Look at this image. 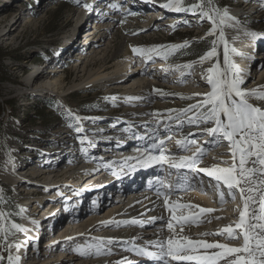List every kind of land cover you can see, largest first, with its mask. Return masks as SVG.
<instances>
[{"label":"rangeland","instance_id":"374dc122","mask_svg":"<svg viewBox=\"0 0 264 264\" xmlns=\"http://www.w3.org/2000/svg\"><path fill=\"white\" fill-rule=\"evenodd\" d=\"M50 1L0 0V61L2 62L0 78L1 76L5 78V80L0 82V190H2L0 191V212L6 214L0 219V224L4 227V231H0V258H2L0 259V264H9V255L18 257L16 254L20 246L19 242H17L20 239L19 232L27 231L31 234L30 230L34 225L31 222L32 219L41 223L44 220L42 218H45L42 216L45 212L55 210L58 206L61 207L59 197L65 198V196L59 195L56 191L60 193L67 192L68 187L74 189L75 186L66 183H80L81 177H83L85 172L79 173L80 170H74L73 167H65L67 163H71L69 160L73 159V156L76 155L75 161L77 162L89 159L88 157L91 159L103 158L101 156L105 154V146L101 145L100 142L111 145L124 144L127 136L129 139L135 138L136 131H139L145 124H149L146 122L150 121H153L156 127H162L159 125L161 120L165 121V126H167L165 128L182 130V126L172 125L174 121L177 122L178 120L171 117V106L200 103L204 99L203 94L211 90V86L206 82V69L214 63L219 64L222 69L224 68L223 44L219 42L217 43V55L215 57L205 61L203 64L197 62L200 56L211 49L212 41L217 39L221 31V28H217L214 35H206L212 28V24L206 17L202 18L199 15V11L195 14L190 11L177 12L162 8L159 6L160 4L152 3L150 0L139 2L136 0H80L79 6H77L76 0H53L52 3H48ZM166 1L163 0L162 3ZM199 2L200 0H182V5L187 8L193 3ZM84 4L90 5L92 10L98 13L100 19L103 17L105 19L104 23L114 15L118 14L121 16L119 24L115 27L116 29L108 36L110 42L109 53L104 56V59H100L98 64H94L106 63L105 67L109 72L114 69L117 61L110 57L111 53L117 48L123 35L136 38L134 45L145 49L153 46L179 45L185 41L188 42L187 47L174 50L163 47L149 54L152 59L145 63L144 68L148 71L150 70L151 74L155 72L153 70L156 68L154 63L157 61L182 63V69H179V79L170 80L171 76L174 77V75H170L172 72L163 74L162 83H157L152 87L150 92L153 94L154 101L150 106H144V103L149 102L148 98L138 99L127 104L129 96L124 95V91L129 84L127 85L126 79V81L122 80L116 85H110L108 87L109 90L107 88L102 89L97 85L83 89L70 88L73 83H78L84 78L83 73L79 70L77 61L80 56L88 57L89 55V40L83 34L85 30L89 31L91 29L92 24L87 23L88 21H85V19L89 18V14L91 16L93 14L92 20L97 16L94 15V11H91L88 15H81L85 9ZM111 4H116L117 7L112 8L110 7ZM131 6H133L132 9L130 8ZM214 6L220 9L227 7L229 14L234 16L236 21H239L238 24L235 21H229L228 24L222 26L229 46L243 53H247L249 49H254L243 34L247 31H255L264 36V0H214ZM235 9H237V12L231 13V10ZM149 11L153 13L156 11L159 17V21L153 24L151 30H148L145 26L148 17L146 13ZM129 12L134 14H128ZM238 13L240 16H237ZM80 15L82 21L75 23ZM91 16L90 18H92ZM81 22L83 26L87 23L84 31L82 30L83 26H80ZM75 26H79V30L73 33ZM103 27H106V25L100 28L104 29ZM102 31L104 32L105 30ZM133 33L137 34L133 35ZM70 35H72L73 39H70ZM74 41H76L79 49L75 48L77 49L74 51L75 54L72 52L74 55L66 56L68 61L58 66L57 64L61 63L65 58H58V56L63 55L62 45L65 42L68 44L75 43ZM101 42L103 43L100 46L103 48L107 39ZM261 45L264 44H260V47ZM105 57L107 58L106 60ZM261 57H264L262 53H260L259 60L256 59V62H252V66L249 65L250 69L254 65L264 66V60L262 59V61ZM244 58L245 56L231 57L238 67H241L239 66V61H245ZM190 62H195L197 65L192 66L191 69L183 67V65L191 64ZM49 63L50 67L47 70L44 69ZM244 67H247V65L245 64ZM50 68L54 69V71L48 74L47 72H50ZM42 72L47 74L43 76ZM131 72L132 68L128 67L126 69V78L130 79L132 76ZM157 74L159 73L155 72L153 75ZM254 79L248 80L243 88L252 89L254 83L257 84L258 77L256 76ZM167 81L170 85H178V88H171L167 85ZM40 86L42 88H39ZM60 87L62 89L59 90ZM63 90L66 91L64 96L61 97L56 94V92L62 93ZM182 97L190 98L184 99ZM250 102L256 106L264 107V101L250 98ZM130 107L134 110H130ZM140 107H147V110L143 111L139 109ZM149 107L152 108L149 110ZM187 114L195 121V123H190L192 125L183 128L189 134L187 137H191V134H206L207 132L203 131V129L214 126L212 123L205 124L203 120L199 119V111L197 110L185 112L184 115ZM146 118H149V120ZM221 118L223 119V117ZM126 123L130 126H127ZM77 127L81 128L82 131L77 132ZM182 134L184 133L182 132ZM81 140H83V143H81ZM225 142L221 141L219 145L209 144L205 149L207 151L212 150V153L215 154V147L228 146V143L225 144ZM90 143L95 145L94 148H96L95 151L93 150L92 155L89 153V149H91L89 148ZM168 144V142L164 141L162 148L165 149ZM91 147L93 148V146ZM125 148L127 147L125 146ZM6 149L16 159V161L14 159L12 164L13 170L11 169L10 156ZM86 149H88L87 154L83 155ZM71 150L72 156H68V152ZM181 152L185 153L183 149ZM173 155H176V150ZM169 156L172 155L170 154ZM205 157L210 161L214 160L213 162L216 160L215 157L208 153L205 154ZM144 158L146 156L142 157L141 160ZM32 168L41 170L44 176L42 179H35L34 181L30 180L31 178L28 176L25 177L27 179L24 178V180L28 184V188L25 190L20 187L25 185V183H19L18 177L23 179L19 172L22 170L28 171ZM70 168L72 169L69 170ZM50 169L54 171L52 174L45 172ZM12 171H14V174ZM63 172L68 174L61 176ZM55 174L60 175V177L51 181ZM87 174L89 173H86V176ZM109 174L110 171L103 175L102 179H105ZM95 175L97 173L93 177H86L85 181L88 183L87 180L95 179ZM98 178L101 179L99 176L96 179ZM82 183L84 185V180ZM49 185H52L50 190L56 189L54 190L56 200H53V205L52 200H49L51 198L48 193L50 192ZM55 186L58 187V190ZM239 199L240 197L236 193L232 204H230V201V203L226 202L215 208L219 212L225 213L229 220H235L239 216L238 207H241L238 203ZM57 203L59 204L55 206ZM85 203L87 201L83 200L80 205L68 212H61L60 207H58V211L55 210L52 213L50 221H44L47 224L54 223L56 227H54L53 232L48 234V226H43V233L41 232V236L36 241L40 250L38 254L42 252L44 254H41L43 256L39 257V261L45 258V260H48L46 264H54L56 261H71L69 257L77 255L84 257L79 254V251H74V249L82 248L79 243L86 235L75 233L72 234L73 236H61L65 226L63 224L60 226L59 220L71 212H79L78 208H82ZM34 206H37L41 212L35 211L33 209ZM220 207L223 210H220ZM36 212L37 214H35ZM15 214H17V217L14 216ZM13 224L18 225L23 230L18 231L12 227ZM74 235H79L80 237L75 238L76 236ZM54 240L55 242H53ZM237 241L239 242L240 239H237ZM31 257L29 250L26 258L31 260L33 259ZM25 261L26 259L19 258L17 264H25ZM187 264H192V262Z\"/></svg>","mask_w":264,"mask_h":264},{"label":"bare ground","instance_id":"6f19581e","mask_svg":"<svg viewBox=\"0 0 264 264\" xmlns=\"http://www.w3.org/2000/svg\"><path fill=\"white\" fill-rule=\"evenodd\" d=\"M136 1L139 2L142 0H136ZM150 1L152 3L154 2V3L161 4L163 0H150ZM52 2H53V0H51L48 3H52ZM133 6H131L130 8L132 9ZM141 8H143V7H141ZM87 10H89V9H84L81 15H83V14L88 15L91 11H94V15H97V16H95L94 21L91 22L92 27L89 31L85 30V28H86L85 26H87V23H89L91 21L90 20L91 18L89 19L90 20L89 22L84 24V26H83L82 22L80 23L81 24L80 26L81 27L83 26L82 30L86 31V32L84 31L83 35L85 36V38H87L89 40V47H88L89 55H88V57L80 56V58L77 61V65L79 67V70H81V73H83L84 78L78 83H73L72 87H70V88H76V89L82 88L83 89L86 87H91V86L97 85L98 87H100L102 89L107 88L109 90L108 87L110 85H116L119 82H121L122 80L126 79L127 80V81L125 80L126 83L128 82L127 85L129 84L128 86L125 87V91H124V93H125L124 95L129 96L127 98V100H128L127 104H130L132 101L134 102L138 99L148 98L147 100L149 102L144 103V106L145 105L150 106L152 104V102L154 101L153 94H151L150 91L154 85H156L157 83H162V80H163L162 78L164 76L163 74H167V73L172 72L170 75H174V77L171 76L170 80L179 79V76H180L179 69L180 68L182 69V63H179V62L178 63H166L163 60L155 62L154 67H156V68H154L153 70H155V72L159 73L157 75H153L155 72L153 74H151L150 70L149 71L146 70L144 67H145V63L148 61L147 57L141 56V55L140 56H134V54L131 52L130 45L135 46L134 44H135L137 39L133 38L131 36H127V35L126 36L123 35L121 37L117 48L111 53L110 57L114 60H117L115 65H114V69L111 72H109L105 67L106 63L97 65L99 63L100 59H104V56L109 53V43L110 42H109L108 36H110L109 34L116 29L115 27L119 24V20L121 19V16H119L118 14L114 15L113 17H110V19H107L108 21H106L104 23L105 19L103 17L101 19L98 18L99 15L95 10H92V8H90L89 12H87ZM232 12L236 13L237 9L231 10V13ZM146 14L148 17H147V24L145 26L148 28V30H151L153 24L155 22L159 21V19H158L159 17L157 15L156 11H155V13L149 11ZM81 15L78 17V19L76 20L75 23L82 21ZM92 17H93V14H92ZM105 25H106V27H103L104 29L100 28L101 26H105ZM76 27L77 26H75V30H73L74 31L73 33H75L76 31L79 30V26L77 28ZM102 30H105V31L103 32ZM101 31H102V33H101L102 35L100 34ZM243 35H245V34H243ZM92 37H95V38H92ZM245 37H246V40H248L251 43V45H252L251 47L254 49H249L247 51V53H245V54L251 55L252 59H248L246 56L244 58L245 61H241L239 59L240 60L239 66H241L239 68L241 69V75L245 79V84H246V82H248V80L250 81L252 78H253V80H255L254 78L256 76L258 77L257 84L254 83V85L252 86V88H256L259 85H264V68H263L264 66L259 67V66L254 65V67H252V69H250L249 65H251L252 62H254L256 59L259 60L260 53H262V55L264 56V50L263 51H261L262 49L259 50L260 44H264V36H261V38H259L256 41L251 40L246 35H245ZM70 39H73L72 35H70ZM105 39H107V42L105 43L103 48H101L100 45L103 43L101 41H103ZM74 42L75 43H71V44L66 43L67 45H65V44L62 45L61 50L63 51V55L58 56V58L59 57H62V58L65 57V58L62 60L61 63L57 64L58 66H60L61 64H65V62L68 61V59L66 60V56L70 57V56L75 54L74 51L77 50L75 48L79 49L78 45L76 44V41H74ZM95 44H96V46L94 47ZM259 51H260V53H259ZM72 52H74V54H72ZM81 55H83V54H81ZM108 56H107V58H109ZM120 57H121V59H119ZM107 58L105 57V60ZM262 59L264 60V57H261V60ZM105 60H103V61H105ZM262 61H259V62H262ZM95 63H97L96 64L97 66L94 65ZM245 64L247 65L248 68L244 67ZM49 67H50V63L48 65H46L44 67V69L47 70ZM128 67L132 68V72H131L132 76L130 77V79L126 78V69ZM53 71H54V69L50 68V72H47V73L50 74ZM252 72H254V73H252ZM47 73L42 72L43 76H45V74H47ZM254 74H255V76H254ZM43 76H42V78H43ZM47 78H48V76H47ZM164 83H165V81H164ZM50 84H53V83H50ZM167 85H169L171 88H175V89L178 88V85H176V86L173 84L170 85L169 82L167 83ZM244 85H242V87H244ZM39 88H42V86H40ZM60 89H62V87H60L59 90ZM65 93H66V91H64V90L62 91V93L56 92V94L58 96H61V97L64 96ZM155 104H157V103H155ZM131 108L132 107H130V110H134L133 108L132 109ZM151 108L152 107H149L148 109L150 110ZM139 109L144 111V110H147V107H140ZM147 126H149L148 129L143 126L145 128V130L143 129V131H144V133L148 131L150 133V135H149L150 139L149 140L155 139L154 141H156V134H158V135H161V134L169 135V134H176L178 131L175 128L174 129H168L165 127H161V128L156 127V126H154V124L152 126H150V124H147ZM159 133H161V134H159ZM203 136H207V134L202 135L201 138ZM138 137L139 136L136 135L134 139H137ZM209 138L210 137L207 136L205 139H203L201 141L197 140V143L195 145H189L187 150H183V151H185V153H183L179 156H192V154L196 151V148L198 146H202V147H204V152L208 153L212 157H215L216 160H215V162H213L214 160L211 162H208L210 164L206 163L207 166H205V167L204 166H196V168H210L213 165H216L219 167H227V165L221 163V161L227 160V161H229V164L231 163V157L228 154L229 153L228 152L229 151L228 146L224 145V146H219L218 148L215 147L216 151L214 152L215 154H213L212 150L207 151L205 149V147H207L206 142L209 140ZM157 139L161 140V139H163V137L159 136ZM182 139H183V137H177V134H176L175 140H172L169 142L168 149H170L172 146H174V143L176 145L177 144L176 142L178 140H182ZM147 140H148V138H147ZM121 144H119V145H121ZM109 145H111V144H109ZM128 145L129 144L124 142L123 149L125 148V146L128 147ZM131 145H133V144H131ZM136 145L137 144H135V147H136ZM153 145H154V143H150L151 149H155V151L159 154V152H158L159 150L157 148H154ZM176 148L178 149L180 147L177 145ZM92 149H93L92 147H91V149H89L90 155L93 154ZM149 150H150V148H149ZM164 150H165L166 155H170V154L172 155V156H170V158H173V157L178 158L179 157L178 153H177L178 151H176V155H177L176 156V155H173V153H175V150H173V149H171V151H167V149H164ZM123 152H126V153H123ZM123 152L121 154V157L119 156V159L122 158L123 161L119 162L120 164H118L123 169L122 172L118 173V175H116L115 177L109 176V178H107V179H102V177H101V179L104 181H102L100 178L90 179L87 181L89 184H91L90 182H92V181H94V182L96 181V183H95V184H97L96 191H99V193L102 190L105 191V189L108 192L115 190L116 188H118V186H116V185H121L126 189L128 187H129V189H131V187L136 186L130 192V193H133L134 195L130 196L131 195L130 194L128 197H126V200L124 202H122V203L113 202L112 204L108 205L107 207L102 208L100 211L99 210L91 211V212H89L83 216L82 215L77 216V214H79L81 211L71 212L67 216H65V217H68V216L72 215V217H68L69 221L62 222L61 220H59V224L61 223L60 226L62 224L65 226L64 227L65 229L62 232V235L61 234H59V235H61V236H66V235L73 236L72 234H75V233L80 234V235H84V236L86 235V237H83V240L79 243V246H81L82 248H85L86 246H97V245H99L100 247H102L104 252H108L110 250L111 254L110 255H99V256H97V255H95V247H93L91 249V252H92L91 255H87L84 257H79L77 255V256L69 257V259L71 261H65V262L56 261V263H54V264H117V262H119V264H144L147 262L152 263V264L156 263V262H157V264L158 263L164 264V261H162V260L150 258L148 256L140 254L136 250H133V242L132 241H133V238H136L135 244L137 247L145 246V247H148L149 250H151V251H158V248L147 245L146 241L155 240L157 238H159L161 240H166L167 236L169 235L168 230H167V222L171 218V213H170L169 209L164 206L165 196L164 195H158V192L151 194V195H148V194L145 195V193L141 192L140 182L142 179H143V181H146V177L148 176L147 174H145V171H139L138 170V171H135L132 173L126 172V169H125L126 159L124 157H129L130 155H134V156L137 155L138 156V154L143 155L145 150L137 149L134 151H128L125 148ZM68 153H69L68 156H72V154H71L72 150ZM109 153H111V152H109ZM132 153H134V154H132ZM221 154H225V155L221 156ZM75 156H73V159L69 160V162H71V163H69V164L67 163V166H65V167H73L74 170H76V169L80 170L79 173H82V172H85V174L89 173V174H87L86 177H89V176L93 177L94 174H92V172L100 169V167L102 168L99 170V171H102L100 173H105V172L107 173V171L109 170V169H107V165L114 167L115 165L113 164V162H116V161H114L115 157L109 158V157H112V155L110 156V154H108V153L103 154V156H101L104 158L103 161H101L99 158H97V159L93 158L92 160H90L91 159L90 158V159H86L84 161L77 162V161H75V159H76ZM68 158H70V157H68ZM203 162H206V159H204ZM11 169L13 170L12 166H11ZM71 169L72 168H70L69 170H71ZM24 171L25 170H22L19 172V175H22L23 179H20L18 177V180H19L20 184L25 183V185L20 186L21 188H23L25 190L28 188V184L24 180L25 177L28 176L29 178H31L30 180L34 181L35 179H42L44 176V173H42L41 170H34L32 168V169H29L28 171H25V172ZM45 172H47L48 174H52V172H54V171H52L50 169L49 171H45ZM27 173H28V175H26ZM190 173L191 172H189V174ZM66 174H68V173L63 172L61 174V176L66 175ZM198 174L193 173L192 175L189 176V179L190 180H196L195 183H193V184L198 185V183H202L200 189H198V187H196V189L191 188L190 190L180 191V190H178L180 188L179 178L177 179L176 177H174L173 179H169V180L165 179L164 180L165 182L170 183L171 185L174 184V189L172 191V195L169 197L170 202L175 201L178 203H191L193 205H198L199 207L215 209V211L212 213H204V214H201L199 212V207H195L192 209H181V210H179V211H183L185 213V215H189V214L194 212L198 215L199 221H202L199 223H192L190 225H186L184 235H187L193 239H205L208 242H213V241H218L221 243L227 242L231 246H239L242 243V237L239 238L240 241L238 242L237 240L225 241V237H223V236H206V237L200 236L201 233L215 232L216 230L221 229L226 225H233L234 226L239 218H237V219L234 218L235 220H229L225 216V213L219 212L218 209L215 208L216 206L220 205V203H218L219 198H218L217 191L215 188L216 182L214 180L210 179L211 177L207 176L203 172L202 173L199 172ZM59 177H60V175L58 176L55 174V175H53L51 181L54 180V178H59ZM113 178H114V180H113ZM185 178H186V176H184V179ZM25 179H27V178H25ZM108 179H110V180L108 182H106ZM159 179L160 178L155 177V178L149 179V180L150 181H155V180L158 181ZM171 185H168V189H170L169 186H171ZM50 186H52V185H49V191L50 192H48V193H49V196L51 197L49 200H56V197H55L56 194H54V190H56V189L50 190V188H51ZM82 186L83 185H81L80 187H82ZM80 187H75L73 190L79 191ZM56 188L58 190V187H56ZM68 190H70V189L68 188ZM221 190L225 193V196H228L227 195V189L224 188L223 185H221ZM107 191H106V194H107ZM129 191L130 190H128L127 192H129ZM164 191L165 190H163V191L161 190L160 192L165 193ZM68 192H69V195L65 196V198L61 197V196L59 197L60 202L63 201V203H66V199H67V203L65 204V206L60 207L61 212L72 211V209L74 207H77L78 205H80V203L83 200L86 201L85 197L88 196V193L86 191L81 192V196L79 194L78 197H75L78 195L76 192H73V191H71V192L68 191ZM52 193L54 194V196H52ZM112 193H114V192H112ZM91 194H93V192ZM165 194H167V193H165ZM117 197H118V195L115 198H117ZM93 200H94V205H95V202L97 203V201L101 200V199H100L99 195H96L93 198ZM230 201H231V203H230ZM232 201H233L232 199L225 200V203L227 202V203L232 204ZM25 202H27V201H25ZM98 202L101 203V201H98ZM69 204H71V205H69ZM39 206H41V205H39ZM226 207H228V206H226ZM226 207H225V209H226ZM33 209L36 211V210H38V207L34 206ZM82 209L83 208H81L80 210H82ZM219 209L223 210V209H221V207ZM38 211L41 212L40 209ZM37 212L35 214H37ZM53 212H55V210H51V211L49 210V211L45 212V214L42 215L45 218L41 217L44 220L41 221V223L39 222L40 224L36 220L32 219L31 222L34 225L32 224L33 227L30 230L31 231V234H30L31 237L30 238L28 237L25 240L23 239L21 241V243L23 241H25V242H24L23 246H22V244H19L20 246L18 249V257L23 258V260L26 259L25 264H46V261H48V260H45V258L43 260L41 259L42 261H39L40 260L39 257L43 256L44 254L42 252V253L37 255V253L40 251L39 249L32 251V249H34V248L32 247L31 241L38 240V238L41 236V232L43 233V230H42L43 226L44 227L48 226V228H49L48 234L53 232L54 227H56L55 224L54 223H51V224L44 223V221L45 222L50 221V217H51ZM152 217H156L157 219L155 220L154 223H149V221ZM216 217H222V219H216ZM133 219H136L137 221H140L141 223L133 225L130 223V221ZM101 222H110V223L104 224ZM161 230H162V234H161ZM236 231L239 232L238 229ZM74 236H76L75 238L80 237L79 235H74ZM126 241H127V243H126ZM53 242H55V240ZM21 246H22V248H20ZM29 250H30L31 255L33 257V259H31V260L26 258V256H28V254H29ZM200 251H203V250H200ZM209 251H211V250H209ZM41 254H43V255H41ZM168 259L169 258L165 257V260H168ZM58 260H59V258H58ZM187 263L188 262L171 261V264H187ZM192 264H194V262H192Z\"/></svg>","mask_w":264,"mask_h":264},{"label":"snow or ice","instance_id":"6c2138e0","mask_svg":"<svg viewBox=\"0 0 264 264\" xmlns=\"http://www.w3.org/2000/svg\"><path fill=\"white\" fill-rule=\"evenodd\" d=\"M76 3L79 6L80 0H76ZM83 6L85 9L91 8L88 4ZM159 6L177 12L190 11L195 14L199 11V15L202 18L206 17L212 24V28L206 35H214L217 28H221L217 39L212 41L211 49L200 56L197 62L203 64L215 57L217 55V43L219 42L223 44L224 68L222 69L216 63L207 68L206 82L211 86V90L203 94L204 99L200 103L189 105L187 109L181 111L191 112L197 110L199 111V119L203 120L205 124L212 123L214 125L203 129L213 138L207 141L206 144L219 145L221 141H227L231 163L222 160L221 163L229 166L219 167L213 165L211 168H196L198 161L204 155V147L198 146L192 156L170 158L169 155L165 154L164 149L160 147V145H163V141L153 145L154 148L159 150L160 155L148 154L142 163L144 165H151L152 163L163 165L167 163L170 168H187L195 170L197 173L203 172L216 182L215 188L220 204L225 203V193L221 190V185L227 189V195L232 200L235 199L238 192L242 207L238 209L239 219L235 225H226L215 232L201 233L200 236H223L225 241L237 240L242 237V243L239 246H231L227 242H208L205 239H193L184 235L186 225L202 221H199L198 215L194 212L185 215L183 211L179 210L199 206L191 203L170 202L169 197L172 195V190L169 186L170 191L167 194L158 192V195L165 196L164 206L171 213V218L167 222L169 235L166 240L157 238L146 241L147 245L158 248V251H151L145 246L137 247L135 244L136 238H133V250L150 258L162 260L164 264H171V261L194 262V264H264V107L256 106L250 102V98L264 101V85L252 89L243 88L242 85L245 84V79L241 75V69L231 59L232 56H246L248 59H252L251 55L230 47L225 39L222 26L228 24L229 21H235L237 24L239 21H236V18L229 14L227 7L223 9L215 7L214 0H200L199 3H193L187 8L183 7L182 0H167ZM110 7L116 8L117 5L111 4ZM128 14L134 13L129 12ZM136 34L133 33V35ZM245 35L253 41L261 38V34L255 31H247ZM187 46L188 42L185 41L179 45L153 46L148 49L130 45V49L134 55L146 56L147 60H151L152 57L149 54L156 52L158 48L167 47L174 50ZM192 66V64L183 65V67L189 69ZM162 94L167 95L166 93ZM182 98L188 99L190 97ZM189 123H195V121L189 118ZM76 131L80 132L82 129L77 127ZM81 143H83V140H81ZM176 143L181 149L187 150L189 145H195L197 141L185 137ZM223 155L225 154H221V156ZM161 186H164L162 181ZM178 190L185 191L187 189ZM214 211L215 209L212 208L199 207L201 214ZM5 215V213L0 212V219ZM156 219V217H152L149 223H154ZM216 219H222V217H216ZM101 223L107 224L110 222ZM130 223L135 225L141 222L133 219ZM12 227L18 231L23 230L16 224H13ZM237 229L239 232L236 231ZM0 231H4L2 224H0ZM93 247H95V255L97 256L111 254L110 250L104 252L99 245L86 246L85 248L74 249V251H79L81 256H87L92 254L91 249ZM165 257L169 259L165 260ZM18 260L19 257L8 256L9 264H17Z\"/></svg>","mask_w":264,"mask_h":264},{"label":"built area","instance_id":"2783aa9c","mask_svg":"<svg viewBox=\"0 0 264 264\" xmlns=\"http://www.w3.org/2000/svg\"><path fill=\"white\" fill-rule=\"evenodd\" d=\"M132 75V74H131ZM183 102V101H182ZM189 107V105H182V104H179V105H172L171 106V109H170V114H171V117L172 118H176L178 121L177 122H173L172 123V125H180V126H182L183 128L186 126V127H188V125H192V124H190L189 123V118H191V117H189L188 116V114L187 115H184L185 114V112H182L181 110H183V109H187ZM174 111V113L172 114V112ZM146 119H148L149 120V118H146ZM146 123H149L150 124V126H152L153 125V121L151 122H146ZM165 121H161L160 120V122H159V125L160 126H162V127H167V126H165ZM127 126H130L129 124H126ZM133 125H134V123H133ZM147 125V124H146ZM182 128V130H178L177 132H179V134H178V137H183V138H185V137H187V135L188 134H185L186 133V131H185V129H183ZM184 133V134H182L181 135V133ZM192 137V136H191ZM191 137H187V138H189V140L191 139ZM225 143H228V142H225Z\"/></svg>","mask_w":264,"mask_h":264},{"label":"trees","instance_id":"16d2710c","mask_svg":"<svg viewBox=\"0 0 264 264\" xmlns=\"http://www.w3.org/2000/svg\"><path fill=\"white\" fill-rule=\"evenodd\" d=\"M8 55H9V53H7ZM2 62L0 61V67H2V64H1ZM3 80H5V78H4V76H1V78H0V82H2Z\"/></svg>","mask_w":264,"mask_h":264}]
</instances>
